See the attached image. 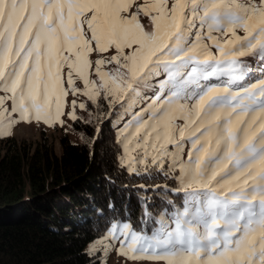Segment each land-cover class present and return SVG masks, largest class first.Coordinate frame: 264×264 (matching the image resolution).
<instances>
[{
    "label": "snow or ice",
    "instance_id": "1",
    "mask_svg": "<svg viewBox=\"0 0 264 264\" xmlns=\"http://www.w3.org/2000/svg\"><path fill=\"white\" fill-rule=\"evenodd\" d=\"M133 3L0 0V136L21 121L62 123L69 92L119 104L130 116L121 167L177 187L154 186L171 210L153 218L144 206L151 235L115 222L88 254L100 245L106 260L118 241L131 260L264 264V0H144L130 12ZM110 49L91 79L90 54Z\"/></svg>",
    "mask_w": 264,
    "mask_h": 264
},
{
    "label": "trees",
    "instance_id": "2",
    "mask_svg": "<svg viewBox=\"0 0 264 264\" xmlns=\"http://www.w3.org/2000/svg\"><path fill=\"white\" fill-rule=\"evenodd\" d=\"M95 105L91 118L73 122L76 140L60 136V151L45 135L35 142L0 137V264H104L87 246L108 224L147 219L145 205L153 218L171 210L154 186L175 188V181L120 165L121 106ZM167 198L182 204V194Z\"/></svg>",
    "mask_w": 264,
    "mask_h": 264
},
{
    "label": "rangeland",
    "instance_id": "3",
    "mask_svg": "<svg viewBox=\"0 0 264 264\" xmlns=\"http://www.w3.org/2000/svg\"><path fill=\"white\" fill-rule=\"evenodd\" d=\"M144 0H134L133 6L130 9V12H134L136 10V7L140 4H143ZM141 23L147 25L149 23V18L148 17H144L141 14ZM241 35L243 33H240ZM94 47V44H93ZM213 51H215V49H213ZM114 54V49H110L109 51L105 52V53H98V52H93L90 54L89 59L92 62V68L90 69V78L91 79H96V76L94 75V69H95V61L97 59L100 58H104V59H108L110 58L111 55ZM252 66L254 70H258L259 69V65L256 62H252ZM115 67L114 64H105L103 66V70L105 71H110L111 69H113ZM67 68L65 67L64 69V73H65V79H66V73H67ZM163 75H161L159 77V79H163ZM153 84L156 83V81H152ZM210 83H216L215 80L210 81ZM76 86L80 89H83L84 85L82 83V81H80L79 79L76 80ZM65 87L67 88V84H65ZM153 92L152 91H148L146 92V96L147 97H152L153 96ZM0 95H4V93L0 92ZM75 100L76 102V107H75V114L77 119L78 118H91L92 115L97 113V110L100 109L99 106L93 104L91 101H88V98L86 96H84L83 94H76L73 95L71 92H69L68 96L66 97V103H65V107L63 109V114L60 117V121L61 122H55L53 123L51 126H49L48 124H45L43 121H35L32 120L31 122H18L16 123L14 126H12L10 132H7L6 130V134L3 136H0L4 139L7 138H15L18 140L21 139H25L29 142H35L38 141L42 138L43 135L46 136V139H48L49 141H51L52 143H54L55 148L57 151H60V143H59V138L61 135L67 134L69 135L72 140H76L77 139V133L73 127V122L75 120L70 118V113L73 111V107H72V101ZM89 102V103H88ZM147 101H143L141 102L140 106L137 107L135 109V111H139L140 107L145 106V103ZM84 103L86 106L85 109H81L79 107V104ZM87 103V104H86ZM92 106V111L90 110ZM5 107L11 111V101H8L5 104ZM121 112H120V118H119V124H118V128L119 131L121 128H123L124 124L130 119L129 115L124 114V110L121 107ZM12 119L14 120H18V116L17 115H13ZM93 119L95 120V117L93 116ZM187 154V149H185V155ZM167 163H165L166 166ZM145 219L143 220H138L134 223H132L130 220H119L116 222H130L133 226V228L136 231H145L148 235L152 234V229L155 227L154 222H149L148 224L143 223ZM115 223V222H113ZM112 224V223H111ZM111 224H108L105 232L97 237L95 240L91 241L88 246L87 249L89 250V248L95 244L97 241L101 240L102 238H104L106 236L107 230L110 228ZM108 243L112 244V248L111 251H109L106 260L104 259V251L102 246L97 245V247L100 249L99 251L101 252L102 256H103V260H104V264H164L163 261H152V260H147V259H142V260H131L128 259L125 256L119 255L117 252V249L119 248V242L118 241H107Z\"/></svg>",
    "mask_w": 264,
    "mask_h": 264
}]
</instances>
